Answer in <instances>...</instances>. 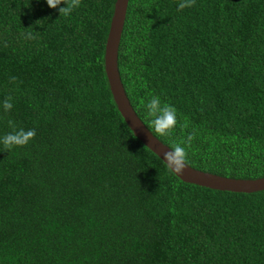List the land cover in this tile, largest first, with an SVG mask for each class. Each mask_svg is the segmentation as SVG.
Returning <instances> with one entry per match:
<instances>
[{
	"label": "trees",
	"instance_id": "trees-1",
	"mask_svg": "<svg viewBox=\"0 0 264 264\" xmlns=\"http://www.w3.org/2000/svg\"><path fill=\"white\" fill-rule=\"evenodd\" d=\"M179 2L129 1L118 63L132 106L169 147L195 130L190 166L262 178L264 0ZM115 3L59 17L0 0V136L8 120L36 131L0 144V264H264V191L183 182L121 116L105 71ZM153 95L177 109L170 136L151 128Z\"/></svg>",
	"mask_w": 264,
	"mask_h": 264
},
{
	"label": "water",
	"instance_id": "water-1",
	"mask_svg": "<svg viewBox=\"0 0 264 264\" xmlns=\"http://www.w3.org/2000/svg\"><path fill=\"white\" fill-rule=\"evenodd\" d=\"M129 1L116 0L105 48V71L111 93L121 116L135 137L144 145H147V148L162 160L163 153L169 151L170 148L156 137L139 117L127 95L120 75L118 63L119 48L125 27ZM176 176L183 182L218 191L234 193H256L264 191V177L257 179L225 177L196 169L189 164L186 165L182 174Z\"/></svg>",
	"mask_w": 264,
	"mask_h": 264
},
{
	"label": "clouds",
	"instance_id": "clouds-1",
	"mask_svg": "<svg viewBox=\"0 0 264 264\" xmlns=\"http://www.w3.org/2000/svg\"><path fill=\"white\" fill-rule=\"evenodd\" d=\"M196 0H180L178 4V11L185 8L194 6ZM46 4L51 9H57L59 17H69L74 10L80 7L81 0H46ZM64 6H61V5ZM26 39H35V34L31 31L25 34ZM16 77H10L9 82L15 83ZM147 110V115L151 118V128L157 136H170L173 130L177 127V109L169 104L162 103L159 96L153 95L145 104L141 101ZM2 108L5 112L10 111L13 108L12 97L9 96L4 99ZM8 127L11 131L0 136V144L3 145L5 150H11L16 147H24L29 144L36 136L35 129H25L24 127H18L15 121L8 120ZM181 129H187L189 122L187 117L184 118V123L180 124ZM196 137V132L193 130L188 133L187 136L181 139L179 142H174L169 147L170 150L163 153V161L168 170L176 175L183 173L187 165L188 152L186 146L190 147L192 141ZM145 147H148L145 145Z\"/></svg>",
	"mask_w": 264,
	"mask_h": 264
}]
</instances>
